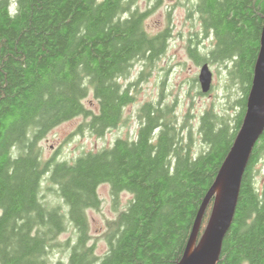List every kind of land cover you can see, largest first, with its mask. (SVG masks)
<instances>
[{
  "label": "trees",
  "instance_id": "16d2710c",
  "mask_svg": "<svg viewBox=\"0 0 264 264\" xmlns=\"http://www.w3.org/2000/svg\"><path fill=\"white\" fill-rule=\"evenodd\" d=\"M152 9L163 0H148ZM137 0H0V264H48L58 236L72 228L66 262L55 264H178L198 209L242 124L264 24V0H195L214 44L197 62L228 64L231 85L242 92L234 117L212 109L199 117L204 148L192 153V131L179 125L173 105L146 102L132 137L72 160H44L39 141L75 116L104 135L122 120L133 97L136 62L154 63L166 48L168 28L145 27L151 9ZM143 72H140V77ZM92 91L98 111L83 99ZM83 126V125H82ZM81 126V128H82ZM185 131V132H184ZM260 163L261 183L255 181ZM43 179L59 202L46 201ZM132 195L107 222V250L90 242L86 211L98 208V186ZM203 213L196 243L208 222ZM215 264H264V129L242 174L235 211Z\"/></svg>",
  "mask_w": 264,
  "mask_h": 264
},
{
  "label": "rangeland",
  "instance_id": "374dc122",
  "mask_svg": "<svg viewBox=\"0 0 264 264\" xmlns=\"http://www.w3.org/2000/svg\"><path fill=\"white\" fill-rule=\"evenodd\" d=\"M195 0H163L152 9L148 0H137L136 6L141 10L151 9L145 19V27L149 33L156 34L168 28L169 36L166 48L154 63L136 62L129 77L121 79L124 84L131 83L130 93L133 100L124 107L122 120L114 128L102 136L93 135L85 123L88 118L75 116L52 128L40 141L44 160L54 157L58 160H72L87 151H97L109 147L117 137H132L139 127V109L146 102L161 106L173 105V113L177 123H186L185 128L192 131V153L196 154L204 148L199 134L200 115L207 109H212L219 115L228 114L234 117L238 111L236 101L242 92L239 84L231 85L228 80L226 64L216 61L209 62L212 72L211 88L207 93H201L198 82L200 67L204 62H197L188 52L189 47L195 48L196 56L202 58L209 55L214 44V38L205 34L199 16L192 10ZM140 72L143 75L140 77ZM84 105L93 112L98 111L97 100L92 91L83 99ZM83 125V126H82ZM82 126V128H81ZM185 132V131H184ZM260 163L255 165V181L261 183L262 174ZM42 194L46 201L59 202L49 184L43 179ZM100 198L98 208L86 211L90 242L95 244L97 254L107 250L104 232L107 222L114 219L119 211L125 208L132 195L121 192L117 198L111 195L109 185L100 184L97 189ZM73 238L72 228L58 236V244L50 248L48 264H55L58 260L66 262L68 249L62 243Z\"/></svg>",
  "mask_w": 264,
  "mask_h": 264
},
{
  "label": "water",
  "instance_id": "95a60500",
  "mask_svg": "<svg viewBox=\"0 0 264 264\" xmlns=\"http://www.w3.org/2000/svg\"><path fill=\"white\" fill-rule=\"evenodd\" d=\"M201 93L211 88L212 72L203 63L198 74ZM264 129V24L256 58L251 87L246 100L242 124L235 136L214 182L205 195L195 217L186 249L178 264H215L222 240L230 226L242 174L251 150ZM214 196L212 210L200 240L196 237L209 200Z\"/></svg>",
  "mask_w": 264,
  "mask_h": 264
},
{
  "label": "flooded vegetation",
  "instance_id": "af4514ba",
  "mask_svg": "<svg viewBox=\"0 0 264 264\" xmlns=\"http://www.w3.org/2000/svg\"><path fill=\"white\" fill-rule=\"evenodd\" d=\"M209 34L211 35V33H209ZM211 36H213V35H211ZM203 63H205V62H203ZM203 63H202V64H203ZM206 63H208V62H206ZM208 65H209V64H208Z\"/></svg>",
  "mask_w": 264,
  "mask_h": 264
}]
</instances>
